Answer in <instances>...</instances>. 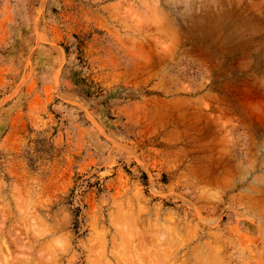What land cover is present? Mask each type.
Segmentation results:
<instances>
[{"label":"rangeland","instance_id":"1","mask_svg":"<svg viewBox=\"0 0 264 264\" xmlns=\"http://www.w3.org/2000/svg\"><path fill=\"white\" fill-rule=\"evenodd\" d=\"M206 243L264 264V0H0V264Z\"/></svg>","mask_w":264,"mask_h":264},{"label":"bare ground","instance_id":"2","mask_svg":"<svg viewBox=\"0 0 264 264\" xmlns=\"http://www.w3.org/2000/svg\"><path fill=\"white\" fill-rule=\"evenodd\" d=\"M158 226H159V224H157ZM156 225V226H157ZM157 226V227H158ZM174 226V225H173ZM170 227V226H169ZM161 228V229H160ZM173 228H175V227H173ZM170 229V230H169ZM172 228H168V229H166V230H164V231H160V230H162V227H159V229L157 230L158 232L160 231L161 232V234H159L158 232H157V234L158 235H161V237L162 238H164V234H165V231H166V233H169V231L171 232V236H170V238L171 239H173L172 237H175V236H173V232H174V230L172 229ZM194 230V229H193ZM162 233H163V236H162ZM181 234V233H180ZM179 234V235H180ZM216 236V235H215ZM181 237V236H180ZM183 237V236H182ZM192 236H190V238H191ZM196 237V236H195ZM158 238L160 239V240H162V238H160L159 236H158ZM176 238V237H175ZM193 238H194V236H193ZM215 238V237H214ZM164 239H166V237L164 238ZM180 238H178V240H179ZM183 239V238H182ZM217 239V238H216ZM174 240V239H173ZM173 240H171V241H173ZM178 240H177V238L175 239V241L176 242H178ZM189 240V239H188ZM187 240V241H188ZM208 240V239H207ZM159 241V240H158ZM166 241V240H165ZM174 241V242H175ZM180 241H181V239H180ZM183 241V240H182ZM187 241H184V244L187 242ZM160 242V244L161 243H163V241H159ZM169 242V241H168ZM176 242H175V244L174 245H176ZM189 242V241H188ZM182 242H180L179 243V245H181L182 246V244H181ZM229 243V242H228ZM166 244V243H165ZM165 244H162L160 247L158 246V249L160 250V252L162 251L163 253L165 252V251H167L168 250V246H167V244L165 245ZM183 244V245H184ZM207 244V243H206ZM205 244V245H206ZM208 244H209V246H208ZM206 246L208 247L207 249H205V250H207L206 251V253H204V254H202L203 252H202V249L203 248H201V246L200 247H197V249L195 250L194 249V247H193V249L191 248V250H192V252H191V255L193 256L192 258H193V263L192 264H229V262L228 261H226V260H222L221 259V257L219 258V255H218V253H217V255H218V257H217V255H216V253H215V251L217 250V249H219L218 248V245L216 246L215 245V249L216 250H213L214 249V246H213V249L210 247V243H208ZM147 245V244H146ZM164 245V246H163ZM170 245H171V243H170ZM169 245V246H170ZM204 245V246H205ZM214 245V244H213ZM221 245V244H220ZM129 246H131V245H129ZM166 246V248H164ZM185 246H186V244H185ZM198 246V245H197ZM153 247H155V246H153ZM172 246H170V248H171ZM178 247H180V246H178ZM184 247V246H183ZM182 247V248H183ZM220 247V246H219ZM137 248H140V246H137ZM165 250H163V249ZM198 248H201L200 250H201V253L200 252H197V250H198ZM155 249H156V247H155ZM181 249V247L179 248V250ZM210 249H212V250H210ZM138 250V249H137ZM141 250V249H140ZM221 250V249H220ZM223 250V249H222ZM142 251V250H141ZM170 251V250H169ZM177 252H178V250H176ZM176 251H175V253H176ZM193 251H195L194 253H193ZM197 252V253H196ZM205 252V251H204ZM218 252V251H217ZM220 252V251H219ZM171 253V252H170ZM200 253V254H199ZM223 253V252H222ZM130 254V253H129ZM140 254H141V252H140ZM165 254H166V252H165ZM187 254V253H186ZM220 254V253H219ZM102 255H103V253H102ZM143 255H145V254H143ZM149 255V254H148ZM221 255V254H220ZM104 256V255H103ZM152 256V255H151ZM160 256H161V258H162V260L163 259H165V257H164V255H162V253H160ZM168 256V255H167ZM167 256H166V258H167ZM225 256H226V254H225ZM131 257V256H130ZM143 257V256H142ZM148 257V256H147ZM178 257V256H177ZM177 257H176V261H177ZM148 258H150V257H148ZM152 258L154 259V256H152ZM156 258V257H155ZM187 258H188V256H187ZM144 260H145V258H143ZM159 259V258H158ZM117 260V259H116ZM129 260V259H128ZM149 260V259H148ZM155 260V259H154ZM161 260V259H160ZM186 260V259H185ZM229 260V259H228ZM102 261V260H101ZM180 261V260H179ZM182 262H183V260H181ZM186 262L187 261H185L183 264H186ZM115 263L117 264V262L115 261ZM119 264H120V262H118ZM155 263V262H154ZM157 263V262H156ZM169 263V262H168ZM174 263H175V261H174ZM104 264V263H103ZM110 264V263H109ZM130 264H131V262H130ZM167 264V263H166ZM188 264V263H187Z\"/></svg>","mask_w":264,"mask_h":264}]
</instances>
